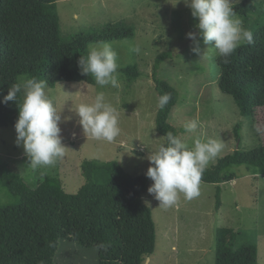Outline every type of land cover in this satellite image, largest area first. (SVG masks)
<instances>
[{"label":"rangeland","instance_id":"obj_1","mask_svg":"<svg viewBox=\"0 0 264 264\" xmlns=\"http://www.w3.org/2000/svg\"><path fill=\"white\" fill-rule=\"evenodd\" d=\"M251 10L247 18L237 14L243 25L247 29L264 25V0H254ZM58 13L65 39L97 32L108 24L133 29L134 38L109 44L117 53L119 67L136 65L141 75L128 81L118 72L119 88L87 83H58L47 88L57 109L62 108L61 136L68 147L55 167L32 170L23 147L15 143V127H0V162L21 174L32 188L43 175L51 174L60 177L66 192L76 193L85 182L81 169L85 159L117 160L132 176L146 172L149 149L164 139L156 129L159 94L152 74L157 57L165 52L172 55L161 65L159 78L179 92L170 123L189 146L195 136L216 139L224 145L208 167L238 147L248 151L264 142V108L254 117L242 116L233 98L220 90L216 51L206 50L208 46L202 42L204 58L191 51L192 41L186 33L198 30L190 9L182 2L173 7L167 0H58ZM137 46L139 54L134 51ZM22 77L29 76H20L19 80ZM98 92H103L118 112L121 133L111 143L87 139L78 117L70 111L72 102H91ZM69 116L70 120L63 119ZM193 119L198 120V129L186 132L183 125ZM232 170L236 178L220 185L219 211L215 209L217 184L201 181L198 197L186 200L181 194L168 208L159 206L148 191L143 194L152 210L157 239L154 254L145 256L142 264H216L215 235L220 227L233 228L239 246L256 244L260 249L258 264H264V176L254 174L247 165ZM15 202L0 189V207ZM55 264H99L98 250L61 240Z\"/></svg>","mask_w":264,"mask_h":264},{"label":"trees","instance_id":"obj_2","mask_svg":"<svg viewBox=\"0 0 264 264\" xmlns=\"http://www.w3.org/2000/svg\"><path fill=\"white\" fill-rule=\"evenodd\" d=\"M253 1L243 0L234 10L247 18ZM248 29L253 30L254 43L238 48L229 63L218 57L217 64L220 90L233 98L242 116L254 117L264 108V25ZM134 37L133 29L108 24L97 32L65 39L58 0H0V99L23 75L46 79L48 87L95 84L91 75L81 73L80 55H86L92 44ZM171 55L160 54L152 74L159 96L171 94L169 103L156 114V129L163 137L169 131L179 135L170 123L179 92L159 78L161 65ZM118 72L128 81L141 75L136 65L119 67ZM17 118L15 102L0 103V127L14 126ZM236 139L240 140L238 131ZM241 165L264 176V142L248 151L238 147L205 170L201 181L218 185L216 211L221 207L220 185L234 180L237 174L232 168ZM81 169L85 182L71 194L58 175L45 174L32 188L21 174L0 162V189L16 199L0 207V264H55L61 240L84 248L110 244L106 252L97 249L99 264H142L145 256L154 254L156 224L143 198L152 182L146 172L132 176L117 160L100 159L83 160ZM237 237L233 228L217 229L216 264H258V246H239Z\"/></svg>","mask_w":264,"mask_h":264},{"label":"clouds","instance_id":"obj_3","mask_svg":"<svg viewBox=\"0 0 264 264\" xmlns=\"http://www.w3.org/2000/svg\"><path fill=\"white\" fill-rule=\"evenodd\" d=\"M173 7L183 3L196 20L194 27L198 31H189L186 37L192 41L191 51L201 58L206 50L215 49L224 63L243 45L254 43L251 30L234 10L238 0H167ZM201 42L208 46L202 51ZM134 51H141L137 46ZM118 57L116 51L107 42H98L89 47L86 55H80L77 64L83 75H91L95 84L101 88L111 86L119 88ZM46 79L22 77L14 83L0 103L13 101L18 107V118L15 122L17 146H22L32 170L55 167L64 158L68 148L62 142L61 110L50 98ZM19 96V99H18ZM171 100L170 93L158 98L159 109H164ZM70 111L78 117L84 135L97 141L114 142L121 133L118 112L103 92L95 94L91 102H80L71 105ZM72 117H64L65 121ZM184 130L194 133L199 127L197 119L184 125ZM223 143L212 138L195 136L191 146L180 135L169 131L164 139L152 150L149 149L147 160L149 166L146 177L153 183L147 191L158 202L159 206H174L180 195L192 200L200 195V183L203 173L223 150ZM98 250L107 251L110 244L99 243Z\"/></svg>","mask_w":264,"mask_h":264},{"label":"crops","instance_id":"obj_4","mask_svg":"<svg viewBox=\"0 0 264 264\" xmlns=\"http://www.w3.org/2000/svg\"><path fill=\"white\" fill-rule=\"evenodd\" d=\"M259 249V248H258ZM259 256H260V249H259Z\"/></svg>","mask_w":264,"mask_h":264}]
</instances>
